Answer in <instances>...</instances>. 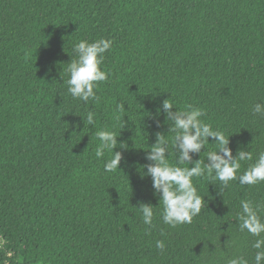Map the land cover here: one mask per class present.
Instances as JSON below:
<instances>
[{"label": "trees", "instance_id": "1", "mask_svg": "<svg viewBox=\"0 0 264 264\" xmlns=\"http://www.w3.org/2000/svg\"><path fill=\"white\" fill-rule=\"evenodd\" d=\"M101 38L112 40L101 65L110 76L85 104L67 91V67L77 42ZM167 98L176 109H201L233 155L252 154L238 175L256 161L264 0H0V264H255L257 237L240 231L238 217L241 201H252L264 220V182L225 187L214 173L193 177L201 212L190 224L163 223L143 173L157 133L176 164ZM101 130L119 134L113 151L122 160L110 173L113 153L95 156ZM214 148L193 160L207 163ZM141 202L153 206L151 227Z\"/></svg>", "mask_w": 264, "mask_h": 264}, {"label": "clouds", "instance_id": "2", "mask_svg": "<svg viewBox=\"0 0 264 264\" xmlns=\"http://www.w3.org/2000/svg\"><path fill=\"white\" fill-rule=\"evenodd\" d=\"M112 47V40L101 38L89 42L80 40L73 46L76 58L72 59L67 67L69 78L66 80L67 91L74 98L83 101L85 104L90 100H98L95 89L100 82L109 79L110 73L101 69L105 59V53ZM123 105L118 109L123 110ZM168 98L162 101V109L165 119L171 121L168 130L174 135L171 137V144L176 153V164L168 159L169 139L164 134L157 133L156 141L150 150L146 151L145 159L151 163L146 164V172L143 175L150 176L154 194L159 195L162 201L163 223L175 227L180 224H190L193 217L197 216L204 205V198L197 193L193 185V177L212 176L225 187L230 181H238L240 185H257L264 182V152H261L254 163L238 175L241 169V162L252 161V154L243 149H238L233 155L229 145V136L222 131L214 130L208 123L200 118L203 111L192 105L185 109H175ZM252 112L254 115L264 117V103H256ZM89 125H94V113L89 111L86 116ZM119 120L120 117L117 116ZM122 127V125H121ZM100 141L96 147L95 156L103 157L105 151L113 153L111 159L106 160L104 170L113 172L119 169L122 160L120 151H113L118 147L117 136L114 131L101 130L95 133ZM209 137L213 138L209 143ZM214 144V150H205L207 163L200 158L193 160L192 154H200L201 149L206 145ZM119 147L124 148L123 142ZM191 167H180L177 165H189ZM203 165V166H202ZM241 212L239 213V229L247 231L250 235L257 237L253 248L257 249L254 260L255 264H264V220L259 213L261 206L254 205L252 201H241ZM139 210L143 223L149 227L153 223V206L141 202ZM156 247L163 250V241L157 240ZM229 264H247L243 257L233 258Z\"/></svg>", "mask_w": 264, "mask_h": 264}, {"label": "rangeland", "instance_id": "3", "mask_svg": "<svg viewBox=\"0 0 264 264\" xmlns=\"http://www.w3.org/2000/svg\"><path fill=\"white\" fill-rule=\"evenodd\" d=\"M0 245H1V238H0Z\"/></svg>", "mask_w": 264, "mask_h": 264}]
</instances>
